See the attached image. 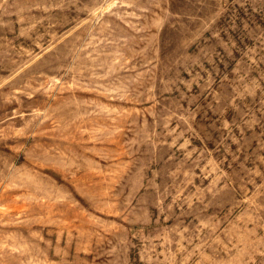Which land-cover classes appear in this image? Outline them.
<instances>
[{"label":"rangeland","instance_id":"obj_1","mask_svg":"<svg viewBox=\"0 0 264 264\" xmlns=\"http://www.w3.org/2000/svg\"><path fill=\"white\" fill-rule=\"evenodd\" d=\"M0 264H264V0H0Z\"/></svg>","mask_w":264,"mask_h":264}]
</instances>
